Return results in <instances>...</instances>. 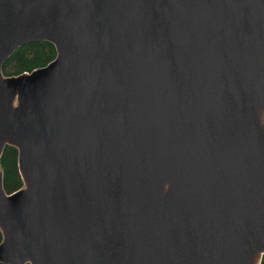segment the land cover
I'll list each match as a JSON object with an SVG mask.
<instances>
[{
    "label": "water",
    "instance_id": "1",
    "mask_svg": "<svg viewBox=\"0 0 264 264\" xmlns=\"http://www.w3.org/2000/svg\"><path fill=\"white\" fill-rule=\"evenodd\" d=\"M7 145L2 264H261L264 0H0Z\"/></svg>",
    "mask_w": 264,
    "mask_h": 264
},
{
    "label": "trees",
    "instance_id": "2",
    "mask_svg": "<svg viewBox=\"0 0 264 264\" xmlns=\"http://www.w3.org/2000/svg\"><path fill=\"white\" fill-rule=\"evenodd\" d=\"M54 46L47 41L30 42L17 48L2 65V73L6 76L18 75L23 72L45 66L55 57ZM3 173V187L6 193H12L23 186L17 167V150L7 145L0 158ZM2 235L0 232V242ZM2 264V263H0ZM264 264V256L261 260Z\"/></svg>",
    "mask_w": 264,
    "mask_h": 264
}]
</instances>
